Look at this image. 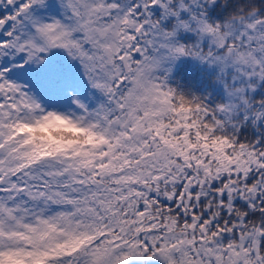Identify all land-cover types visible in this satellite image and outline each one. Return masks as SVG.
Instances as JSON below:
<instances>
[{
	"label": "snow or ice",
	"instance_id": "6c2138e0",
	"mask_svg": "<svg viewBox=\"0 0 264 264\" xmlns=\"http://www.w3.org/2000/svg\"><path fill=\"white\" fill-rule=\"evenodd\" d=\"M0 264H264V0H0Z\"/></svg>",
	"mask_w": 264,
	"mask_h": 264
}]
</instances>
